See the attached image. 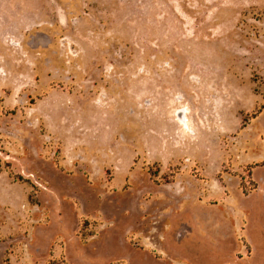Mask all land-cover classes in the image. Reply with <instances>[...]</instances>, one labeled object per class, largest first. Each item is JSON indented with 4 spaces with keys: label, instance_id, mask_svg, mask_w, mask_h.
Returning <instances> with one entry per match:
<instances>
[{
    "label": "rangeland",
    "instance_id": "rangeland-1",
    "mask_svg": "<svg viewBox=\"0 0 264 264\" xmlns=\"http://www.w3.org/2000/svg\"><path fill=\"white\" fill-rule=\"evenodd\" d=\"M0 264H264V0H0Z\"/></svg>",
    "mask_w": 264,
    "mask_h": 264
},
{
    "label": "trees",
    "instance_id": "trees-1",
    "mask_svg": "<svg viewBox=\"0 0 264 264\" xmlns=\"http://www.w3.org/2000/svg\"><path fill=\"white\" fill-rule=\"evenodd\" d=\"M258 113H259V110L253 114V117L256 116ZM157 176H158L157 172L156 173L153 172V178H156ZM175 176H176L175 173L164 174L165 183H172L175 179ZM18 178L20 181L26 182L21 176H18ZM255 186H256V184L253 182H252V187H249L246 184H243V193L246 195L249 194L250 191H252L256 188ZM81 231H82V239L83 240H86L87 237L93 235V233L87 232L86 229L84 228V226L82 227Z\"/></svg>",
    "mask_w": 264,
    "mask_h": 264
}]
</instances>
